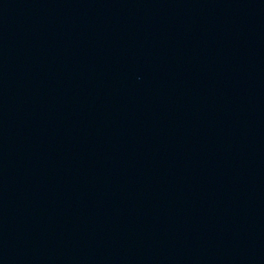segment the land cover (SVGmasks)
<instances>
[{
	"label": "water",
	"instance_id": "1",
	"mask_svg": "<svg viewBox=\"0 0 264 264\" xmlns=\"http://www.w3.org/2000/svg\"><path fill=\"white\" fill-rule=\"evenodd\" d=\"M0 264H264V0H0Z\"/></svg>",
	"mask_w": 264,
	"mask_h": 264
}]
</instances>
